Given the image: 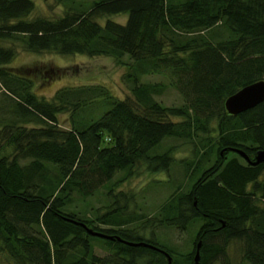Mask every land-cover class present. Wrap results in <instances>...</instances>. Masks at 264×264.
<instances>
[{
	"label": "trees",
	"instance_id": "trees-1",
	"mask_svg": "<svg viewBox=\"0 0 264 264\" xmlns=\"http://www.w3.org/2000/svg\"><path fill=\"white\" fill-rule=\"evenodd\" d=\"M54 1L61 13L47 16L33 14V0H0V150H12L0 152V251L15 264H193L200 239L197 264H264V158L248 161L264 150V97L236 114L223 105L241 86L264 80V0ZM120 14L123 21L111 18ZM17 47L110 56L125 65L127 92L94 82L37 94L35 66L8 64ZM149 72L166 83L138 80ZM166 84L181 103L155 98ZM172 138L190 153L179 163L189 184L175 179L150 227L196 224L185 252L129 227L143 214L127 213L118 198L125 192L114 191L139 165L168 170ZM103 186L112 204L95 220L71 209ZM86 227L113 236H99L108 254L93 251L97 235ZM230 241L241 247L236 260Z\"/></svg>",
	"mask_w": 264,
	"mask_h": 264
},
{
	"label": "rangeland",
	"instance_id": "rangeland-1",
	"mask_svg": "<svg viewBox=\"0 0 264 264\" xmlns=\"http://www.w3.org/2000/svg\"><path fill=\"white\" fill-rule=\"evenodd\" d=\"M34 10L33 14H43L47 16H55L61 13L62 6L54 0H33ZM112 19L123 21L125 16L123 14L113 15ZM217 30V34H221ZM18 46V44H16ZM123 60H128L126 57ZM10 65H34L35 75L31 77L34 80V91L37 94H42L48 97L57 87L62 85H78L81 83L100 82L108 86V88L118 96H122L127 92V84L123 80V72L126 70L125 65L115 61L112 57L107 55H93L89 56L83 53H68L61 54L51 51L31 52L17 47L16 54L12 57ZM49 67L50 76L44 79L39 72L43 68ZM60 70L55 73L54 69ZM43 77V78H42ZM139 81H162L165 79L158 73H143L139 75ZM1 97V96H0ZM161 103L165 105L179 104L182 99L179 93L171 85L166 84L165 87L155 95ZM96 112V111H95ZM60 126L68 128V113L62 112L58 115ZM165 142L175 143L176 149L173 150L172 159L168 170H157L150 172L142 165L137 166L127 177L120 180L116 185L114 191L122 190L125 196L119 198V203L130 214H143L141 219H135L128 223L129 227L137 229L144 237H149L152 234L155 242L159 245L171 246L174 250L184 251L188 250L191 245L192 236L197 229L195 225H189V230L180 231L170 225H155L151 229L150 224L153 220L152 215L156 214L157 206L162 201L163 197L174 187L176 180L183 179L184 185L189 184L185 176L182 175V167H180V160L182 157L188 156L190 153L188 148L179 144L178 139H166ZM163 143L164 146L166 143ZM159 145H155L150 149V153H155L159 149ZM3 149L0 150L2 153ZM4 154L9 157L11 155V146L4 147ZM24 159L19 158L20 162ZM121 172V171H120ZM118 172L117 176L122 173ZM176 179V180H175ZM116 191V192H117ZM107 190L103 186L95 191L92 195L87 196L83 201L76 199L70 206L72 210L79 213L86 218L94 219L96 213H100L107 205L112 204V198L107 195ZM74 204L76 206H74ZM97 208V209H96ZM141 220V221H140ZM95 222V221H94ZM191 227V228H190ZM153 231V233H151ZM139 234L137 232L130 236ZM140 235V234H139ZM93 251L99 255H106L110 250L104 245L103 238L93 236ZM228 256L231 259H238L241 247L238 242L234 241L227 246ZM178 252V253H179ZM246 261V260H245ZM0 264H15L9 255L0 251ZM219 264V263H214ZM245 264H248L247 262Z\"/></svg>",
	"mask_w": 264,
	"mask_h": 264
},
{
	"label": "water",
	"instance_id": "water-1",
	"mask_svg": "<svg viewBox=\"0 0 264 264\" xmlns=\"http://www.w3.org/2000/svg\"><path fill=\"white\" fill-rule=\"evenodd\" d=\"M264 97V80H257L248 84H245L226 96L223 101V105L225 110L230 114H236L240 111H243L249 107L254 106L258 102H260ZM233 150L237 151L239 154H241L244 158H247V156L239 149L233 148ZM264 158V150H257L254 159L248 160L250 163H257L261 161ZM87 232L93 235L105 237V238H113L112 235L105 234L101 231L92 230L91 228L86 227ZM129 244H139V245H147L150 247H155L157 249L162 250L161 248H158L156 246H153L150 243L144 242V241H126ZM199 245H200V239H197L195 242V250L193 255V264H197L198 262V256H199ZM163 251V250H162ZM169 262V257H167Z\"/></svg>",
	"mask_w": 264,
	"mask_h": 264
}]
</instances>
